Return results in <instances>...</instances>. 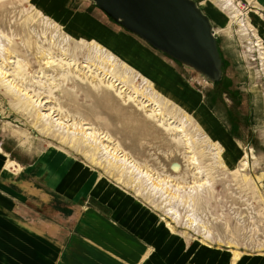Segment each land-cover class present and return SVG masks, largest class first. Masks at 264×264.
<instances>
[{
	"label": "rangeland",
	"instance_id": "1",
	"mask_svg": "<svg viewBox=\"0 0 264 264\" xmlns=\"http://www.w3.org/2000/svg\"><path fill=\"white\" fill-rule=\"evenodd\" d=\"M34 1L1 0L0 11L4 10L10 16L13 12V23L17 27L24 24L27 27L35 25L36 33H41V17L43 18L46 14L51 19L50 21L55 23L64 33L70 35L80 33L75 34V36L81 37L82 34L96 40L97 37L93 33H102L103 30L86 21V19L89 21L95 19L99 25L105 28V31L107 30L106 33L124 37L143 52H146L166 72L167 78L174 81L188 94L190 93L191 98L187 99L189 103L183 99L181 102L179 93L180 97L178 98L176 93L164 87L145 71L146 69L155 74L154 69H148L146 65H144L145 69L141 68L134 62L125 59L131 66L154 81L158 91L173 99L177 106L173 104V107L170 105V108L179 111L178 117H184L183 112L188 115L186 119L189 121L187 120L188 127L186 128L195 140L201 141L197 157L204 168L212 162L214 171L211 175L214 177H210V183L202 195L198 219L200 218L199 221L202 220L203 224H198L197 231H199L195 233V230L187 228V207L186 209L180 207L181 220L178 223H173L169 218L168 208L162 205L157 198L148 199L145 194H139V183L130 177V174L122 166V162L114 158L115 161L110 159L111 156L108 158L105 152H103L104 157H106H103L105 160L100 159L101 152H89L76 142L81 134L72 138L59 131L58 128L47 125L46 118H41L38 115L46 112V105L43 103L34 104L21 90L30 88V80H37L36 76L41 69L40 64L34 59L35 53H28L27 55V51L21 50L19 47L20 52L17 56L20 67L17 69L15 63L10 64L4 58L8 54L4 50H0V63L4 62L0 70V160L3 163L0 172L3 171L8 174L4 175V178L10 191L13 194L22 193L24 198L28 195L34 197L36 205L41 206L43 202L36 195V190L44 189L45 184H47L45 179L48 181L50 176L56 173L54 169H50L54 160L59 157V154L69 158H77V160L91 165L90 167H93L96 173L105 175L111 182L140 197L160 214L163 223H166L170 230L168 225L170 222L176 225V231L192 240L196 249L210 245V250L227 254L229 263L249 264L252 259H256L257 264H264V73L261 61L258 59V53L248 52L246 44L239 38L238 25L227 19L223 28H220L216 20L213 19L214 13L206 9L201 0H196L212 21L224 60L222 79L211 84L200 77L194 69L180 64L166 55L153 52L144 42L135 36L131 37L123 29H117L105 17L103 18L107 21L102 17H96L94 14H92L94 19L78 14L69 17L62 15L63 18L59 19L55 8L58 7L59 3L68 0H41L43 1L39 2V5L43 6L41 8H38ZM258 2L264 5V0H258ZM241 3L240 7L245 9V12L255 9L246 0H242ZM81 6L85 7L84 4L79 3L77 5L78 8ZM215 8L217 11L220 10H218L219 6H215ZM257 10L264 15L263 10ZM84 12L86 13V11ZM25 13L28 16L37 15V20L33 23L25 22L27 16ZM48 14H52L53 17ZM9 23L11 24V22ZM74 23L77 27H74L76 26ZM90 26L96 30H92ZM0 29L6 30L4 24L0 25ZM51 31L53 29L47 33H53ZM16 32L20 33L19 29ZM2 44L7 48V41L3 40ZM107 46L116 54H122L112 46ZM13 78H15V85H17L13 87L15 96L8 93V87H10V81ZM67 85L69 88L75 89L65 93L72 94V100L67 99L64 95V98L61 97L59 102L51 98L53 103L47 105L60 103L62 106H70L71 110L75 112L79 103L76 102L77 100L92 108L93 111L88 112L87 117L93 113H98L97 115H101L106 123L112 122L111 117H106L110 115L108 108L103 104L96 103L91 96H85L77 86ZM162 87L169 92L162 91L160 89ZM37 89L41 96L47 95V86H39ZM62 91H66V86ZM19 98L23 101H30L32 107L29 109L31 110L24 111L18 104L17 99ZM74 101L77 105L75 106L73 103L71 106L70 104ZM102 111L107 114H102ZM70 117L79 120L78 115H71ZM118 123L120 135L122 137L128 135L137 142L136 146H131L132 149L128 150L137 154L136 157L141 167L149 168L161 178L171 175L176 177L178 182H182L171 168L172 161H176L181 166V171L178 173L187 172L186 178L190 183L188 185H193L192 166H189L188 158H184L185 155L182 152L175 149L173 153H169L165 144L157 143L151 135L147 134V137L145 131L140 127L119 119ZM54 156L55 158L51 160ZM9 160L13 161V164L6 167ZM108 163L113 164L117 169H113ZM0 188L4 189L6 186L0 183ZM183 190L181 191L184 194ZM145 198L146 200H144ZM201 232L206 233L205 236L208 239L203 240L204 238L199 235ZM233 250L239 253L238 257H235L236 260L234 258L232 260Z\"/></svg>",
	"mask_w": 264,
	"mask_h": 264
},
{
	"label": "bare ground",
	"instance_id": "2",
	"mask_svg": "<svg viewBox=\"0 0 264 264\" xmlns=\"http://www.w3.org/2000/svg\"><path fill=\"white\" fill-rule=\"evenodd\" d=\"M241 1L201 0V3L204 4L206 9L214 13L213 19L216 20L220 28H223L227 19L238 25L239 38L246 44L248 52L258 53V59L261 61L264 73V15L257 10L264 11V5L258 0H246L255 9L245 12V9L240 7L242 5ZM215 6H219L218 10H220L217 11ZM26 15L25 22L33 23L37 20V15ZM0 16V25L4 24L6 28V30L0 29V50L2 49L8 54L4 57L8 63H15L16 69L20 67L17 55L20 52L18 48L21 47V50L27 51V55L28 53H35L34 59L40 64L41 69L36 76L37 80H30L31 89L23 88L21 91H24V95L28 96L34 104L43 103L46 105V112L38 114L41 118H46V124L58 128L59 131L72 138L81 134L76 142L89 152H101L100 159L106 158L104 156L107 154L108 158L111 156L110 159L122 162V166L130 174V177L139 183V194H145L148 199L157 198L162 205L168 208V215L173 223H178L181 220L180 207H185V209L187 207V228L195 230V233L198 232V224L202 223V220L199 221L200 218L198 219V211L203 199L202 195L207 188L206 186L210 183V177H214V175H211L214 171L212 162L207 164L205 168L201 166L197 157L201 141L195 140L189 134L186 128L188 127L187 120L189 121V119H186L188 115L183 112L184 117H178L177 113L179 111L170 108V105L173 107V104L177 106L173 99L158 91L156 89L157 84L154 81L131 66L125 59L134 62L135 65L141 68L146 65L148 69H154L156 72L152 74L144 68L149 76L176 93L178 98L181 95L179 98L181 102V99H183L189 103L187 99L191 98L190 93L188 94L174 81L167 78L166 72L162 70L159 64L124 37L106 33L103 29L102 33H93L97 37L96 40L82 34L81 37L75 36V34L80 33L70 35L59 29L55 23L53 24L46 14L43 18L41 17V33L39 31H37L39 33H36L35 25L27 27L24 24L17 27L13 23V12L10 16L9 13L6 14L2 10ZM79 18L82 17L79 16ZM79 20L81 21V19ZM86 21L90 25L100 28L94 21L88 19ZM74 27H77V25ZM94 27H91V29H95ZM17 29L20 33L16 32ZM50 29H53L51 31L53 33H47ZM3 40L7 41V48L3 46ZM106 44L120 51L122 56L116 54ZM3 64L4 62L0 63V70ZM197 74L200 75V73ZM200 77L204 79L202 75ZM14 79L10 81V87H8V93L13 96H15L13 87L17 86ZM67 84L77 86L85 96H91L96 103L103 104L108 108L110 115L106 117H111L112 122L108 121L106 123L101 115H97L98 113H93L87 117L88 112L93 111L92 108L76 99L74 100L77 103L79 102L78 105L75 101L70 104L71 106H73V103H75V106L77 105L75 112L71 110L70 106H62L60 103L47 105L53 103L51 98L59 102V99L64 98V95L67 99L72 100L73 95L65 93L75 89L69 88ZM39 86H47L46 96L39 94L40 92L37 89ZM65 86L66 91H62ZM160 89L166 91V93L169 92L166 89L164 90L163 87ZM17 100L24 111L31 110L29 109L32 107L30 101H23L20 98ZM102 114L106 115L107 113L102 111ZM71 115H78L79 120L71 118ZM118 119L140 127L145 131L147 137L151 135L157 143L165 144L169 153H173L175 149L182 152L185 155L184 158H188L189 166H192L193 185H188L187 172L178 173L181 171V166L176 161H172L171 168L182 182H178L177 178L171 175L161 178L149 168L141 167L136 157L137 154L128 150L132 149L131 146H136L137 142L128 135L125 137L120 135ZM183 150L186 151L183 152ZM186 154L192 155L188 156ZM10 160L7 161L6 167L13 164V161ZM108 164L113 169H117L113 164ZM258 180H261V178H258ZM182 189H184V194L181 191ZM185 189H189V191L186 190L185 192ZM172 222L168 225L171 231L175 232L176 225ZM194 225L195 227H193ZM205 234L199 233L204 238L203 240L208 239ZM232 255L235 258L238 257L239 253L233 250Z\"/></svg>",
	"mask_w": 264,
	"mask_h": 264
},
{
	"label": "crops",
	"instance_id": "3",
	"mask_svg": "<svg viewBox=\"0 0 264 264\" xmlns=\"http://www.w3.org/2000/svg\"><path fill=\"white\" fill-rule=\"evenodd\" d=\"M34 2L43 7V1ZM79 3L85 7L78 8ZM55 9L59 19L94 14L123 29L92 0L63 1ZM90 166L59 154L50 168L56 173L36 190L41 206L34 197L13 194L5 182L8 174L0 172L7 188H0V264H233L210 245L196 249L192 240L171 231L153 207ZM249 264H257L256 259Z\"/></svg>",
	"mask_w": 264,
	"mask_h": 264
},
{
	"label": "water",
	"instance_id": "4",
	"mask_svg": "<svg viewBox=\"0 0 264 264\" xmlns=\"http://www.w3.org/2000/svg\"><path fill=\"white\" fill-rule=\"evenodd\" d=\"M108 18L155 51L222 79L224 60L209 16L196 0H92Z\"/></svg>",
	"mask_w": 264,
	"mask_h": 264
}]
</instances>
